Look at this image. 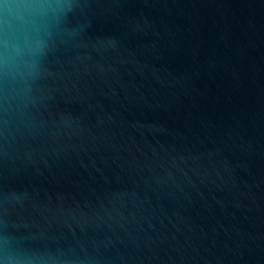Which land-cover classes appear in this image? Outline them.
Wrapping results in <instances>:
<instances>
[{"label":"water","instance_id":"1","mask_svg":"<svg viewBox=\"0 0 264 264\" xmlns=\"http://www.w3.org/2000/svg\"><path fill=\"white\" fill-rule=\"evenodd\" d=\"M0 264H264V0H0Z\"/></svg>","mask_w":264,"mask_h":264}]
</instances>
